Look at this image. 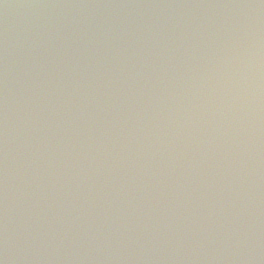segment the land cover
Listing matches in <instances>:
<instances>
[{
	"label": "water",
	"instance_id": "95a60500",
	"mask_svg": "<svg viewBox=\"0 0 264 264\" xmlns=\"http://www.w3.org/2000/svg\"><path fill=\"white\" fill-rule=\"evenodd\" d=\"M0 264H264V0H0Z\"/></svg>",
	"mask_w": 264,
	"mask_h": 264
}]
</instances>
